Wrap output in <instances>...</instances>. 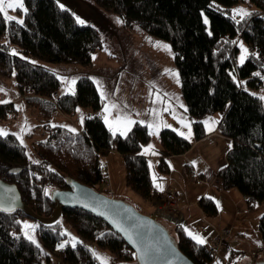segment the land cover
Wrapping results in <instances>:
<instances>
[{
	"label": "trees",
	"instance_id": "1",
	"mask_svg": "<svg viewBox=\"0 0 264 264\" xmlns=\"http://www.w3.org/2000/svg\"><path fill=\"white\" fill-rule=\"evenodd\" d=\"M91 1L116 15L125 30L136 27L171 45L194 139L200 141L207 135L202 118L218 113V132L233 143L226 166L216 172L218 187H212L224 192L236 189L248 210L264 203V105L246 90V86H263L264 0H247L257 10L240 20L233 18L230 9L244 0ZM24 4L21 23L7 22L0 11V77L13 76L18 95L27 96L25 101L38 107L47 122L57 111L70 114L86 107L91 113L84 117L79 131L49 125L47 136L36 145L35 161L28 159L13 135H0V179L15 185L22 202L36 215L49 217L54 209L53 188L63 190L76 181L95 190L106 178L99 156L114 152L124 159L126 187L139 198L152 201L154 209L155 198L164 190L157 185L169 173L166 159L188 152L191 143L171 128L160 129L158 142L165 157L156 162L154 172L140 154L151 139L148 127L137 122L126 136L112 134L103 122V103L89 77L80 76L73 94L57 98L59 77L30 60L90 65L101 38L94 27L76 23L56 0H24ZM238 40L246 44L249 53L240 66L235 64ZM13 48L17 53H11ZM13 111L12 104L0 106V119ZM198 205L205 215L217 214L208 196ZM61 214L52 225L36 222L40 239L36 244L22 234L21 221L28 218L21 211L0 212V264H52L53 258L61 264H98L89 250L69 246L71 233L110 250L111 264L136 262L122 238L99 218L77 209H64ZM172 226L167 225L175 236L172 241L185 257L194 264H212L206 244L190 238L182 224ZM257 227L264 250V214ZM240 253L244 255L241 251L230 254L225 264H235Z\"/></svg>",
	"mask_w": 264,
	"mask_h": 264
},
{
	"label": "rangeland",
	"instance_id": "2",
	"mask_svg": "<svg viewBox=\"0 0 264 264\" xmlns=\"http://www.w3.org/2000/svg\"><path fill=\"white\" fill-rule=\"evenodd\" d=\"M56 1L61 8L71 12L76 23L94 27L99 38H101L100 49L91 56L90 65L54 64L38 59L30 60L31 63H37L50 69L59 77L60 86L55 93L57 98L61 95L73 94L76 89V80L80 76L89 77L94 82L96 91L102 100L103 106L100 114H102L103 122L107 128L112 134L117 133L126 136L137 122L146 125L151 135L149 145H147L150 146L152 154L160 151L158 142L160 129L174 127L178 129L176 131L183 135L186 132L190 133L182 120L183 116L186 115L185 102L182 98L178 71L174 64L173 50L166 40L147 35L136 27L132 30H125L120 25L116 15L95 6L91 0ZM230 10L233 18L240 20L257 9L252 3L250 4L249 1L244 0L232 6ZM0 11L7 22L16 21L21 23L23 14L26 11L24 0H0ZM203 22H205L206 30L209 32V22L205 15H203ZM237 42L238 55L235 64L240 66L249 53L243 41L238 40ZM11 53L17 52L13 48ZM262 85L257 89L246 86V90L253 96L259 97L264 105V77ZM26 98L27 96L21 97L18 95L13 76L3 79L0 77V106L12 104L14 107V111L7 113L4 120L0 119V135H13L24 147L26 155L31 161H35L36 145L47 136L49 125H62L79 131L84 117L91 113V110L86 107L78 108L70 114L57 111L53 114V119L47 122L42 115V111L36 106H31L27 100L25 101ZM219 115L217 113L208 117V119H213ZM143 150L144 148L141 151L143 152ZM210 151L213 158L217 157V149L212 147ZM219 152L220 155L223 150ZM99 162L103 168L102 173L106 178L102 183L96 185L94 191L106 197L108 196L114 201H121L128 206L130 205L139 214L148 216L151 213L149 204L125 185L123 157L118 153L108 152L99 156ZM183 162L181 164L177 160L168 163L170 174L167 180L176 187L179 203L183 200H192L206 187L200 180L189 175L187 170L184 169ZM201 164L202 169L207 167L205 159ZM150 165L151 170L154 171L155 163L151 161ZM166 188L168 187L164 189ZM169 188L172 189L173 187L169 186ZM180 189L182 192L184 190L183 194L180 193ZM54 190L59 189L53 188L52 191ZM210 195L215 200L217 199V206L219 207V214L215 221L220 222L222 216L227 218L228 231L218 232L219 234H222L221 232L227 233L222 244L218 241L219 250L222 249L230 229L231 238L237 239L234 244L236 246L235 250L240 251L242 249L244 254L238 259L237 264L252 261L263 262L264 250L257 226L261 215L264 214V203L258 204L252 210H247L248 208L244 204L242 208L239 202L241 195L236 189H231L227 193L221 190H211ZM172 198L173 206L174 196ZM171 209L172 211L169 212H172L170 214L172 219L174 221L180 219V224H182L183 219L180 211L174 209V207ZM170 223V221L164 219L160 222L173 239L175 236L171 228L167 227V225H173ZM21 227L22 234L25 237L36 244H40V239L36 233L35 220L23 219ZM66 229L68 228L66 227ZM188 229L190 233L196 234L198 231L207 230L208 226L207 223L193 218ZM71 235L77 236L72 233ZM86 244L89 245L98 264H111L112 255L110 250L92 243ZM227 247L226 244L224 249H227ZM52 262V264H61L55 258ZM122 264L135 263L132 261V263Z\"/></svg>",
	"mask_w": 264,
	"mask_h": 264
},
{
	"label": "water",
	"instance_id": "3",
	"mask_svg": "<svg viewBox=\"0 0 264 264\" xmlns=\"http://www.w3.org/2000/svg\"><path fill=\"white\" fill-rule=\"evenodd\" d=\"M51 193L53 212L49 217H41L22 202L15 185L0 179V212L21 211L28 219L41 225H52L60 219L64 209H77L99 218L121 237L128 249L135 254V264H194L178 250L164 226L153 217L139 214L130 205L114 201L76 181L69 182L66 189ZM244 264H264V261Z\"/></svg>",
	"mask_w": 264,
	"mask_h": 264
},
{
	"label": "crops",
	"instance_id": "4",
	"mask_svg": "<svg viewBox=\"0 0 264 264\" xmlns=\"http://www.w3.org/2000/svg\"><path fill=\"white\" fill-rule=\"evenodd\" d=\"M182 112H183V110H182ZM208 117H210V116H206V117L202 118L204 130L206 131L207 135L204 138H202V140H200V141H196L194 139L193 132L191 129V121L187 117V115H185V117L183 116L182 120L184 121V125H185L186 129L188 128L190 133L184 132L185 135H183L182 133H179L178 131H176L177 128L171 127V129H173L175 132H177L179 136H183L185 139H187L189 141V143H191L192 146L188 152L181 154V156H171V157H168L166 159L167 163H169V162L173 163V162L178 160L182 164V162L184 161L183 162L184 169L187 170L189 175L200 180L202 182V184L204 186H206L205 189H202L201 192L199 193V195H197L196 197L194 196V198L192 200H190V201L189 200H183L181 203H179L178 191H177L176 187L171 185L170 181L167 180V178L169 177V174H170V165H169V173L167 175H165V178H164L165 180L162 181L161 184L157 185V188L160 191H161V189L165 188V186H170V187L174 188L175 194H174L173 207H174V209L180 211V213L182 214V219H183L182 227L186 231V233L188 234V236L190 238H192L194 241L197 240L202 245L213 241L216 238V236L218 235V232L224 231V230L228 231V226L226 224V222H227L226 217L222 216L223 218L220 220V222L215 221V220H217V215L219 214V207L217 206V199L215 200V198L210 195V192H211V190H214V191L221 190L219 188L214 189L212 186L216 182L215 181L216 176H217L216 172L218 170H220L221 168H224L226 166V164H227L226 163L227 153L233 146L232 141H230L226 137H222L217 130V124L221 120L220 119L221 115H219L213 119H208ZM148 145L146 147H143L144 150H143V152L141 151L140 154L142 156H144L149 162L152 161L156 164V162L161 157H165L162 154L161 146H160L159 152H157L156 154H152L150 152V148H149L150 146H148ZM212 147L218 150L217 157H215V158L212 157V152L210 151V149ZM220 150H223V152L219 155ZM203 159H205L206 163H207V167H205L204 169H202V164H201V162H203ZM154 172H156V171L154 170ZM213 181H215V182H213ZM183 192H184V190H183ZM183 192L180 189V193L183 194ZM227 192H229V190ZM227 192H225V193H227ZM239 195H240V193H239ZM205 196H208L209 198H211L214 201L215 207H217V214L216 215H214V216L205 215L203 210L199 207V205H198L199 200ZM146 202L149 204V206H150L149 209L151 210V213H152L153 202L152 201L151 202L146 201ZM239 202L241 203V206L243 204L245 205V201H244V198L242 195L239 198ZM143 207L145 208V206H143ZM242 208H243V206H242ZM246 208H247V205H246ZM151 213L148 216H150ZM191 218L192 219L197 218L201 222L207 223L208 229L198 231L196 234L190 233V230L188 229V227L190 226V223L192 221ZM191 231H193V230H191ZM231 236H232V233L229 229V235H228L227 241L224 242L222 249L219 251V260L218 261L225 263L226 260L229 258L230 254H232L233 252H236V251L237 252H240V251L243 252L242 249H240V251L235 250L236 246L234 244L236 243L237 239L231 238ZM226 244L228 245V247H227V249H224ZM241 256H242V253H240L239 257H241ZM239 257H238V259H239ZM238 259H237V261H238ZM235 264H237V262Z\"/></svg>",
	"mask_w": 264,
	"mask_h": 264
},
{
	"label": "built area",
	"instance_id": "5",
	"mask_svg": "<svg viewBox=\"0 0 264 264\" xmlns=\"http://www.w3.org/2000/svg\"><path fill=\"white\" fill-rule=\"evenodd\" d=\"M42 178V176H41ZM168 187V186H167ZM213 187H218V185H213ZM175 194L174 189H170L169 187L162 190L160 194H158V196L155 198V205H154V212L151 214V218L153 217L154 220L156 221H163L164 220H168L170 221L173 225L174 224H180V219L178 221H174L172 219V216H170V214L172 212H169L170 210L172 211V201H173V196ZM170 218V219H169ZM170 223V224H171ZM222 234L217 235V237L211 241L210 243H207L204 248L205 251H207L209 253V255L212 258V264H220V261H218V256H219V246H218V241L220 244H222L223 242V238L225 237V234H227L226 232H221ZM223 235V236H222ZM69 246L75 248L76 246H79L85 250H89L91 253L92 251L89 248V245L86 244V242L84 241V239H82L80 236H72L71 241H69ZM255 255V254H254ZM253 255V257H254ZM223 262H221L222 264ZM225 264V263H224Z\"/></svg>",
	"mask_w": 264,
	"mask_h": 264
}]
</instances>
